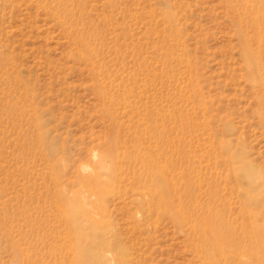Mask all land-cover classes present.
<instances>
[{
    "label": "rangeland",
    "instance_id": "1",
    "mask_svg": "<svg viewBox=\"0 0 264 264\" xmlns=\"http://www.w3.org/2000/svg\"><path fill=\"white\" fill-rule=\"evenodd\" d=\"M243 1L0 0V264H209L182 200L264 264Z\"/></svg>",
    "mask_w": 264,
    "mask_h": 264
},
{
    "label": "bare ground",
    "instance_id": "2",
    "mask_svg": "<svg viewBox=\"0 0 264 264\" xmlns=\"http://www.w3.org/2000/svg\"><path fill=\"white\" fill-rule=\"evenodd\" d=\"M243 2H244V5L246 6L247 10L252 11V9H255V5L253 3L252 4L249 3L248 0H244ZM256 5H258V4H256ZM252 22H253L252 23L253 25H252L251 29H253L252 30V32H253L252 33L253 34L252 40L253 41L249 38H244L245 40H243V44H244L245 55L250 60L249 63L252 64V66L255 69V74L254 73H253V75L250 74L249 79L251 80V83L257 84V86L259 87L260 94H262V96H264V63H262L261 58H262L263 54H262V51L260 49V46L262 47L261 42H264V16L259 12L258 15L253 19ZM245 30H246V28H245ZM254 41L256 43L258 42V46L256 49H252L250 47V43L254 42ZM83 46H85V45L83 44ZM248 70H250V67ZM169 187L171 188V193H172V191H175L174 187H172L171 185ZM150 195H152V194H150ZM169 195H170V193H169ZM173 195H175V194H173ZM169 200H170V198H169ZM188 200H189L188 204L193 202L190 200V197L188 198ZM160 201L163 204V202H164L163 199H161ZM170 202H172V201H170ZM192 205H190V206L192 207ZM190 206L187 205L184 207V201L182 200L181 204L179 205V208L181 209V212H179V213L181 216L179 214L176 215L173 213H172V215H173V218L175 220H177L178 222H181V224L186 223V224L190 225L191 230H192L191 237L192 238L194 237L197 244L200 245V249L204 255L205 261L207 260L209 264H221V261H223V259H224L225 250L228 248L229 249L232 248V250L235 252H237V251L241 252L242 246L240 247L239 245L235 244V242L232 240L234 238H233L232 234L230 233V231L222 229L221 228L222 226L220 227L219 224H217L214 220H212V219L210 220L209 219L210 216L208 217V215L202 216V214H201V216H198V217L191 215ZM218 220H220V219L218 218ZM248 230H249V233L252 234V236L255 235V232L252 231L251 228L245 227V231L247 232ZM260 253L262 254V251H260ZM253 254H254V252H253ZM254 258L256 259L255 256H254Z\"/></svg>",
    "mask_w": 264,
    "mask_h": 264
}]
</instances>
